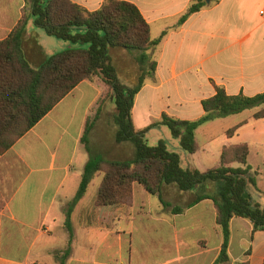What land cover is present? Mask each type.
<instances>
[{
	"label": "crops",
	"instance_id": "crops-1",
	"mask_svg": "<svg viewBox=\"0 0 264 264\" xmlns=\"http://www.w3.org/2000/svg\"><path fill=\"white\" fill-rule=\"evenodd\" d=\"M70 1L93 12L105 0ZM120 1L137 7L152 39L164 33L146 52L145 67L150 62L156 67L134 98L131 120L136 131L159 123L163 114L198 120L204 114L201 102L213 97L216 88L230 96L264 93V0H204L206 5L182 23L195 0ZM27 4L31 0H0V42L29 16ZM31 24L30 19L24 49L32 65V56L41 55V61L46 55ZM117 52L133 56L138 80L140 53L111 49L112 61ZM108 92L101 77L82 81L0 155V264H60L68 244L64 264H253L254 257L264 264V231L253 232L252 224L242 218L230 221L229 260L217 263L223 239L214 204L209 199L194 204L196 191L165 187L161 195L166 208L160 202L152 204V196L134 184L130 204L96 207L100 174L91 181H99L97 190L89 195L90 183L72 209L69 241L64 211L88 161L81 137L100 106L89 136L94 151L105 109L115 114L112 91L105 101ZM262 107L198 127L194 132L198 148L192 155L184 153L163 126L147 131L145 141L151 135L155 145L165 140L179 153L182 168L200 172L218 167L224 148L247 145L245 166L255 185H248L246 194L253 204L264 207V118H254ZM233 128L235 133L227 136Z\"/></svg>",
	"mask_w": 264,
	"mask_h": 264
},
{
	"label": "trees",
	"instance_id": "trees-1",
	"mask_svg": "<svg viewBox=\"0 0 264 264\" xmlns=\"http://www.w3.org/2000/svg\"><path fill=\"white\" fill-rule=\"evenodd\" d=\"M205 5L204 0H195L179 22H184ZM30 9L29 16L22 18L9 36L0 42V155L7 152L79 83L95 77H101L113 91L115 143H129L133 148L132 157L124 160H109L92 150L89 136L99 117V106L95 116L85 124L81 143L88 154V161L78 190L64 211V226L69 232V241L72 236V209L99 174L103 176L96 193V207L130 204L134 184L157 197L166 208L169 205L164 202L161 193L168 186H174L181 193L196 191L194 204L204 199L211 200L216 211V225L223 239L217 263L229 260L230 221L233 218L248 220L253 232L264 231V207L253 204L246 194L247 186L255 185L249 175V167L245 166L247 145L224 148L219 166L200 172L182 168L179 153L165 140L158 141L154 146L145 141L147 131L163 126L172 139L179 141L180 149L192 155L198 148L194 136L198 127L264 106V93L253 97L230 96L224 89L216 88L213 97L201 102L204 114L198 120L181 121L163 114L159 123L136 131L131 120L134 98L144 78L152 74L156 67L154 62L145 67L148 60L146 52L159 44L164 33L152 39L150 28L137 7L126 1L105 0L99 9L89 12L70 0H31ZM30 19L48 37L67 43L68 47L60 53L44 56L32 66L24 49ZM115 48L140 53L137 62L141 74L133 87L124 85L118 77L110 56V50ZM254 118H264V107L254 114ZM236 129L227 131V136L231 137ZM232 164L245 167L233 168ZM199 190L203 192L198 194ZM172 211L176 213L181 209ZM69 252L68 244L60 264H64Z\"/></svg>",
	"mask_w": 264,
	"mask_h": 264
},
{
	"label": "rangeland",
	"instance_id": "rangeland-1",
	"mask_svg": "<svg viewBox=\"0 0 264 264\" xmlns=\"http://www.w3.org/2000/svg\"><path fill=\"white\" fill-rule=\"evenodd\" d=\"M29 9H30V5L27 4V10ZM29 27H32L35 33L38 35L36 39L38 43L43 47V50L47 57L60 53L68 47L67 43L57 40L53 37H48L41 29L36 28L33 22ZM131 57L133 58L132 55L124 56L122 53L117 52V53H113V61H112L115 68L117 69V73L120 76V81L128 87H133L137 83V76L139 74L137 70V64L135 63V61H133L134 59H132ZM40 59H41V55L37 56V58L35 56L34 57L32 56V62L34 63L32 65H36L40 61ZM109 95H110V90L105 96V101L106 100L108 101ZM105 110H106L105 117H103L104 119H102V121L98 125V128L96 129V134H95L96 146H93L95 153H98L102 155L104 158L109 160H124L131 158L133 155V148L131 144L115 143L114 134L116 128L112 121L113 116L110 115L112 114V112L110 111V109H105ZM93 117L94 116H92L91 119ZM147 139H148L147 144L149 146L155 145L154 140H152L153 139L152 135ZM100 175L101 176H99V178L101 179L103 175L102 174ZM98 182L99 181L95 178L94 182L91 183L88 191L89 195L93 194L94 191L97 190ZM202 192L203 190H199L198 194H201ZM151 198H152V204H160L157 197L152 196ZM258 261H259L258 257H254L253 264H258Z\"/></svg>",
	"mask_w": 264,
	"mask_h": 264
},
{
	"label": "water",
	"instance_id": "water-1",
	"mask_svg": "<svg viewBox=\"0 0 264 264\" xmlns=\"http://www.w3.org/2000/svg\"><path fill=\"white\" fill-rule=\"evenodd\" d=\"M209 1H207V3H208ZM112 93H113V91H112Z\"/></svg>",
	"mask_w": 264,
	"mask_h": 264
}]
</instances>
